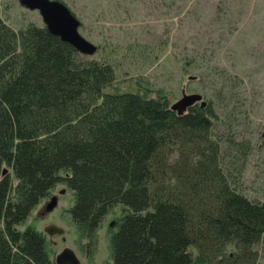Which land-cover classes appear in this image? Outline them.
Returning <instances> with one entry per match:
<instances>
[{
  "label": "trees",
  "instance_id": "1",
  "mask_svg": "<svg viewBox=\"0 0 264 264\" xmlns=\"http://www.w3.org/2000/svg\"><path fill=\"white\" fill-rule=\"evenodd\" d=\"M115 70L0 13V264H54L44 233L18 225L58 183L87 245L122 208L111 264H264V200L237 187L249 146L233 138L237 99L220 89L177 113L163 96L107 89Z\"/></svg>",
  "mask_w": 264,
  "mask_h": 264
},
{
  "label": "rangeland",
  "instance_id": "2",
  "mask_svg": "<svg viewBox=\"0 0 264 264\" xmlns=\"http://www.w3.org/2000/svg\"><path fill=\"white\" fill-rule=\"evenodd\" d=\"M61 1L82 22L79 32L97 47L87 56L115 62L116 78L107 89L163 96L169 104L182 93H200L203 100L220 89L232 94L239 111L233 138L249 142L237 187L250 199L264 200V0ZM0 13L14 28L28 21L43 24L36 9L18 0H0ZM214 65L223 72L215 73ZM59 186L65 185L58 183L51 193ZM46 200L18 228L31 225L44 232V226L56 224L63 232L46 236L52 259L68 246L80 264H111L110 233L122 214L119 205L104 216L94 243L87 245L71 220L72 191L66 188L57 205L40 216Z\"/></svg>",
  "mask_w": 264,
  "mask_h": 264
},
{
  "label": "water",
  "instance_id": "3",
  "mask_svg": "<svg viewBox=\"0 0 264 264\" xmlns=\"http://www.w3.org/2000/svg\"><path fill=\"white\" fill-rule=\"evenodd\" d=\"M19 4L28 9H36L41 16L43 25L47 29L60 37L61 40L70 43L79 53L92 55L97 47L87 40L78 30L80 20L74 15L69 7L61 0H18ZM194 102H199L204 106L206 101L202 99L200 93H182L181 97L170 104V108L182 113ZM6 167L2 168V174L7 173ZM66 186H59L56 193L48 196L44 203V210L51 211L58 202V195L64 193ZM44 231L49 235L61 234L63 228L50 223L44 227ZM54 264H80V260L75 251L65 246L54 257Z\"/></svg>",
  "mask_w": 264,
  "mask_h": 264
},
{
  "label": "flooded vegetation",
  "instance_id": "4",
  "mask_svg": "<svg viewBox=\"0 0 264 264\" xmlns=\"http://www.w3.org/2000/svg\"><path fill=\"white\" fill-rule=\"evenodd\" d=\"M2 175H4V174H2V169L0 170V177L2 176ZM50 194H52V193H50ZM48 198V197H47ZM40 209H42V210H40L39 211V213H40V216H43V215H45V214H47L48 212H46L45 210H44V207L43 208H40ZM110 224H113V222H111ZM45 227V226H44ZM44 227H43V230H44ZM43 232V231H42ZM45 232V231H44ZM43 232V233H44ZM44 235H45V238H46V236H52V235H56V234H52V235H49L47 232H45L44 233ZM49 238V237H48ZM47 240V239H46ZM49 241L50 242H54L53 240H51L50 238H49ZM56 255V254H55ZM55 255H54V257H55ZM53 260H54V258H53Z\"/></svg>",
  "mask_w": 264,
  "mask_h": 264
}]
</instances>
